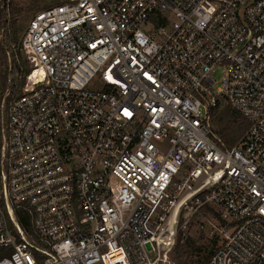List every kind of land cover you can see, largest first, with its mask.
I'll return each mask as SVG.
<instances>
[{"label": "built area", "instance_id": "2783aa9c", "mask_svg": "<svg viewBox=\"0 0 264 264\" xmlns=\"http://www.w3.org/2000/svg\"><path fill=\"white\" fill-rule=\"evenodd\" d=\"M61 1L0 105V264H156L203 207L222 239L206 264H264V0ZM221 100L250 124L232 148Z\"/></svg>", "mask_w": 264, "mask_h": 264}, {"label": "rangeland", "instance_id": "374dc122", "mask_svg": "<svg viewBox=\"0 0 264 264\" xmlns=\"http://www.w3.org/2000/svg\"><path fill=\"white\" fill-rule=\"evenodd\" d=\"M53 2L54 0L9 1L10 14L18 20L19 39L26 31L31 19L43 7ZM216 79L217 87H219L222 80L221 72L216 75ZM227 111L231 115L230 120L237 116L235 111L223 100L219 102L215 111H212L211 127L219 137V130L224 126L221 121ZM194 212L182 209L177 216L172 218V222L170 221L168 227V229L171 227L169 240L167 239L165 243L159 242L156 251L152 255L156 264H206L211 255L221 245L220 235L208 222L209 219H212L213 213L210 210L203 211L201 209L196 213ZM186 213L188 214L187 218L184 217ZM174 222L175 224H173Z\"/></svg>", "mask_w": 264, "mask_h": 264}, {"label": "trees", "instance_id": "16d2710c", "mask_svg": "<svg viewBox=\"0 0 264 264\" xmlns=\"http://www.w3.org/2000/svg\"><path fill=\"white\" fill-rule=\"evenodd\" d=\"M9 1L0 0V105L4 102L6 109L15 97L23 93L27 77L31 72V66L22 51L21 45V39L25 31L19 39L18 20L10 14ZM60 3H62L61 0H56L52 4L43 7L40 11ZM215 109L212 111H215ZM235 114L237 116L230 120L231 115L227 111L221 121L224 126L219 130V135L227 148L237 145L250 126L244 117L237 112ZM201 210H210L213 215H216L209 207H203ZM18 218L21 226L28 230L30 225L26 215L18 214Z\"/></svg>", "mask_w": 264, "mask_h": 264}, {"label": "bare ground", "instance_id": "6f19581e", "mask_svg": "<svg viewBox=\"0 0 264 264\" xmlns=\"http://www.w3.org/2000/svg\"><path fill=\"white\" fill-rule=\"evenodd\" d=\"M172 222V221H171ZM172 224V223H171ZM175 224V222L173 223ZM175 228V227H174ZM170 233H171V227L168 229H165L162 233H161V236H160V239H159V242L161 243H165V241L168 239L169 240V237H170ZM167 242V241H166ZM167 244V243H166Z\"/></svg>", "mask_w": 264, "mask_h": 264}]
</instances>
